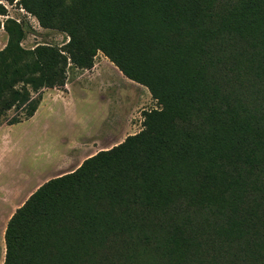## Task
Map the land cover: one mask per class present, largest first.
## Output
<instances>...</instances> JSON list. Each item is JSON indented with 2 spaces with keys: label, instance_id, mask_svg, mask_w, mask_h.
I'll return each instance as SVG.
<instances>
[{
  "label": "trees",
  "instance_id": "16d2710c",
  "mask_svg": "<svg viewBox=\"0 0 264 264\" xmlns=\"http://www.w3.org/2000/svg\"><path fill=\"white\" fill-rule=\"evenodd\" d=\"M74 20L69 37L79 28L160 108L31 192L6 221L1 264H44L57 232L80 237L75 264L134 263L116 250L166 243L172 226L192 247L184 264H264V0H81ZM10 91L31 116L39 97Z\"/></svg>",
  "mask_w": 264,
  "mask_h": 264
},
{
  "label": "rangeland",
  "instance_id": "374dc122",
  "mask_svg": "<svg viewBox=\"0 0 264 264\" xmlns=\"http://www.w3.org/2000/svg\"><path fill=\"white\" fill-rule=\"evenodd\" d=\"M80 2L0 0V131L4 134L0 140L2 189L10 182H22L25 173L42 168L48 171L54 168L50 176L63 174L87 155H78L73 163L66 153H44L43 156L39 152L42 143L59 147L66 136L74 139L75 133L71 130L66 131V136L58 134L56 122L64 124L63 127L71 121L76 122L75 129L80 137L92 135L99 138L98 147L105 148L138 132L142 128L144 111L160 108L147 87L126 78L102 52L92 51L79 28H76L73 39L69 37V26H75L74 14ZM30 79L33 81L25 82ZM22 86L32 97H39V102L43 97L53 101L55 107L52 109L55 112L58 111V102L64 109L60 115L52 114L48 123L42 126L48 130L36 138L28 137L29 128L27 118L22 117L23 109L10 105V88L19 89ZM12 116H18L19 122H12ZM7 134L14 139L10 140ZM47 177L24 185V192L19 197L15 196L16 199L9 203L4 216L0 218V264L4 256L1 228L11 212L27 198V194ZM222 181L214 177L211 184L218 187ZM221 200L225 198L221 196L216 201ZM211 215L206 214L207 217ZM41 227H38V231ZM163 235L167 239L163 244H158L152 235L143 240L132 239L131 243L136 241V245L116 250V258L130 255V259L135 258L134 263L125 264H147L152 255L158 253L163 264L186 263L192 251L186 241L188 238L183 237L175 226L169 227ZM55 236L58 242L55 244L57 256L49 258L44 264H75L73 251L78 249L80 237L71 236L65 240L60 232Z\"/></svg>",
  "mask_w": 264,
  "mask_h": 264
},
{
  "label": "crops",
  "instance_id": "0c3cea01",
  "mask_svg": "<svg viewBox=\"0 0 264 264\" xmlns=\"http://www.w3.org/2000/svg\"><path fill=\"white\" fill-rule=\"evenodd\" d=\"M53 103H54L53 101H51L49 99H45L43 97V99H41L39 104L37 105L33 114L27 118L26 121L28 123V128H29L27 131V134H28V137L30 139H31V137L36 138V137L40 136L42 132L48 130L46 127L42 128V126H45V124L48 123V120L52 117L53 113H58V115L64 113L63 112L64 109L62 108V106L59 102H58V111L55 112L54 109H52L53 107H55V104H53ZM63 125L64 124H60L57 122L55 123L56 127L55 126L54 127L57 130V133L66 136V134H65L66 131L71 130L72 132L75 133L74 139H71V138L66 136L61 141V143L59 144L60 145L59 147H55L51 144L42 143L39 146V152L43 156H44V153H47L49 155H52L51 153H56L57 155H59L61 153H66L70 162L74 163V161H76L78 155L87 154L85 157L82 158L84 160L85 158L93 155L94 153H96L99 150H105V149H108L111 147L109 145L105 148H99L97 145L99 142V138H94V136H92V135L88 136V137H86V136L80 137L78 130L75 129L77 127V125H76V122H74V121L69 122V125L66 124L65 127H63ZM49 129H52V128L49 127ZM80 130H82V128ZM3 135H4L3 132L0 131V140H2L1 138L3 137ZM7 136L9 137L10 140L14 139V138L10 137L9 134H7ZM10 142L13 143L12 141H10ZM43 147H47V148L44 149ZM51 149H52V152H50ZM70 155H72V157ZM82 159L75 165V167L68 170L67 172L74 170L82 162ZM45 162H46V164H48L46 158H45ZM53 170H54V168L50 171H48L45 168H42V169L33 171L31 173H28V174L25 173V175H23L24 177H23L22 182L17 183V184H15V183L13 184L10 182L9 184H7L6 187H3V189L0 188V218L4 216V213L6 212V210L9 207V203L14 201L16 199V197H19L24 192V185H26L28 183H30V184L35 183L37 181V179L42 178L43 176H48L46 179L43 180V182H44L49 178L61 175V174H59L56 176H50L49 173H51ZM67 172H65V173H67ZM40 184H42V182L39 183L38 185H40ZM38 185H36L35 188L38 187ZM33 191H34V189L31 192H33ZM31 192H29L27 194V196ZM11 214H12V212H11ZM4 227H5V225H3V227L1 228L2 231L4 230Z\"/></svg>",
  "mask_w": 264,
  "mask_h": 264
}]
</instances>
